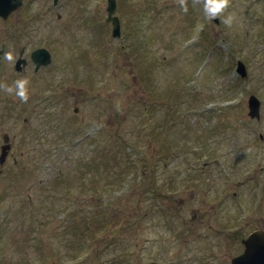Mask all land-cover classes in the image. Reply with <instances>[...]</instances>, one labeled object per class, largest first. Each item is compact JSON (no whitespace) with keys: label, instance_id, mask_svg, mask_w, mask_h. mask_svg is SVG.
<instances>
[{"label":"rangeland","instance_id":"rangeland-1","mask_svg":"<svg viewBox=\"0 0 264 264\" xmlns=\"http://www.w3.org/2000/svg\"><path fill=\"white\" fill-rule=\"evenodd\" d=\"M208 2L118 0L115 39L106 0H62V10L44 0L0 20L4 60L15 42L53 56L34 77L27 70L28 99L16 103L5 95L22 74L0 65V144L4 132L11 140L0 164V264H100L96 249L103 264H223L240 232L264 226V37L254 21L264 0H227L215 15ZM251 92L259 120L246 114ZM85 214L101 223L94 233L81 232Z\"/></svg>","mask_w":264,"mask_h":264},{"label":"flooded vegetation","instance_id":"flooded-vegetation-1","mask_svg":"<svg viewBox=\"0 0 264 264\" xmlns=\"http://www.w3.org/2000/svg\"><path fill=\"white\" fill-rule=\"evenodd\" d=\"M53 1L54 0H52V2ZM43 2H44V0H22L21 6H19L16 10H14L9 15V17H11L14 14L19 15V14L22 13L21 11L27 12L28 11V6L31 7L35 3L42 4ZM61 3H62V0H56L55 3H51V9L52 8H57L58 10H62ZM41 8H42V5H41ZM19 12H21V13H19ZM55 14H56V18L57 19H61L62 18V14L59 11H56ZM34 15H38V12H34ZM36 21L37 20L28 21V24L30 26H32V23H34V22L36 23ZM38 29H39V26H37V27L35 26V30H34V28H31L29 31L28 30L25 31V32L23 31L22 35H32L31 32L38 31ZM22 35H20V36H22ZM14 36L17 37L16 35H14ZM15 43L16 44L14 45V47H15L14 48V53L9 56V59H5V60H4V56H5V53H7L6 52V50H7L6 49V44H4V42L0 43V65H2L3 68H5V66L8 67V68L10 66H12L14 71H15V74H18V75L22 74V76H20L22 78H16V79H14V76L12 74L10 75L11 76V82L9 84V88H13V89L15 88V90L17 91V94H15L16 95L15 96L13 94H9V93L6 94L5 93L6 94L5 98L7 97V99L5 101H7V104H9V102L11 101V99L13 97L15 98V103H16V98H21L22 100L28 99V97H26V94H28V89L29 88L27 87V85H23V80H24L23 78L28 76V74H27V70L28 69H30L29 70V72H30L29 75H30V78H32V77H34L35 74L37 75V72H41V71L45 70L46 68H49L53 64L52 62H50L48 64H43L42 62H38L39 64L36 65L35 61L31 58V53L30 52H32V50H34L35 48H39V47L48 48L47 45H45L43 43H41V44H38V43L36 44L35 43V45H33V46L32 45L30 46V44H29V47H28L27 43H20V44H18V42H15ZM49 79L50 80H48V81H51V77H49ZM52 79H53V77H52ZM1 84H2V81L0 80V85ZM21 93L23 95H21ZM15 106L9 105V107L11 109L14 108ZM10 145H11V140H10ZM10 151H9L8 156L11 153Z\"/></svg>","mask_w":264,"mask_h":264},{"label":"water","instance_id":"water-1","mask_svg":"<svg viewBox=\"0 0 264 264\" xmlns=\"http://www.w3.org/2000/svg\"><path fill=\"white\" fill-rule=\"evenodd\" d=\"M19 4V2H13L12 0H0V15H2L3 17H5L12 9H14L16 7V5ZM116 9V5H115V0H107V6H106V10H107V20H111L113 23V35H117L119 33V24H118V18H116L117 16H115L113 13L115 12ZM32 58L36 61V62H48L50 61L49 59V53L46 52V50L44 49H37L36 52L34 51L32 53ZM250 105V113L251 115L254 114V110L255 108H257L258 106V102L253 98L249 100ZM257 112V111H256ZM7 138H5L6 140ZM2 150H1V154H0V161L2 162L4 160V156L6 155V149L8 148L7 145L1 146ZM260 239H257L255 237H250L249 244L252 247H255L256 250L258 249L259 251L264 252V242Z\"/></svg>","mask_w":264,"mask_h":264},{"label":"clouds","instance_id":"clouds-1","mask_svg":"<svg viewBox=\"0 0 264 264\" xmlns=\"http://www.w3.org/2000/svg\"><path fill=\"white\" fill-rule=\"evenodd\" d=\"M227 6V0H209L208 5H207V10L211 12L213 15L217 14L220 12L223 8ZM226 24H231L232 23V17L228 16L225 18L224 21ZM21 95H23L21 93Z\"/></svg>","mask_w":264,"mask_h":264},{"label":"trees","instance_id":"trees-1","mask_svg":"<svg viewBox=\"0 0 264 264\" xmlns=\"http://www.w3.org/2000/svg\"><path fill=\"white\" fill-rule=\"evenodd\" d=\"M112 240V239H111Z\"/></svg>","mask_w":264,"mask_h":264}]
</instances>
